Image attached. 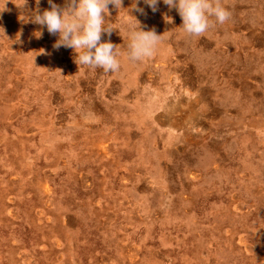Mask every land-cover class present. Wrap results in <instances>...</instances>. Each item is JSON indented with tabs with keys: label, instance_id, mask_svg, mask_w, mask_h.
I'll list each match as a JSON object with an SVG mask.
<instances>
[{
	"label": "rangeland",
	"instance_id": "1",
	"mask_svg": "<svg viewBox=\"0 0 264 264\" xmlns=\"http://www.w3.org/2000/svg\"><path fill=\"white\" fill-rule=\"evenodd\" d=\"M213 2L200 36L109 5L104 72L28 19L49 0H0V264H264V0ZM134 16L163 34L141 61Z\"/></svg>",
	"mask_w": 264,
	"mask_h": 264
},
{
	"label": "clouds",
	"instance_id": "2",
	"mask_svg": "<svg viewBox=\"0 0 264 264\" xmlns=\"http://www.w3.org/2000/svg\"><path fill=\"white\" fill-rule=\"evenodd\" d=\"M143 3L153 12L158 10L160 0H143ZM169 9L175 8L182 18L183 30L192 35L200 36L209 28V17H215L219 23H224L229 13L214 4L213 0H163ZM39 4V0H37ZM50 7L42 12L38 9L28 18L32 23L46 28L50 35H58L53 47L70 48L76 54L75 63L88 69H102L104 72H117L121 67V51L111 40H102V35L111 34L113 28L105 23V17L110 14L109 5L120 9L123 0H69L67 7H60L54 0H49ZM136 5V3H135ZM135 11L144 13V8L137 5ZM138 24L128 23L125 30L119 29L123 39L128 41L127 56L132 61H141L153 55L163 34L154 29H145L134 16ZM169 22L172 17L165 16ZM37 33H39L37 35ZM36 38L43 35L42 31L34 33ZM20 40V36L17 41Z\"/></svg>",
	"mask_w": 264,
	"mask_h": 264
},
{
	"label": "bare ground",
	"instance_id": "3",
	"mask_svg": "<svg viewBox=\"0 0 264 264\" xmlns=\"http://www.w3.org/2000/svg\"><path fill=\"white\" fill-rule=\"evenodd\" d=\"M115 19H116V18H115ZM119 37H120V36H119ZM118 41H119V40H118ZM258 94H259V93H258ZM258 94H257V95H258ZM170 98H171V97H170ZM181 98H182V97H181ZM172 100H173V99H172ZM180 100H181V99H179V101H180ZM172 102H173V101H172ZM176 102H177V101H176ZM174 104H175V103H174ZM170 105H171V104H170ZM152 106H153V105H152ZM152 106H149V108H151ZM173 106H174V105H173ZM173 106H172V107H173ZM175 106H176V105H175ZM170 112H171V111H170ZM106 114H107V113H106ZM202 122H203V120H202ZM180 130H181V129H180ZM180 130H179V131H180ZM186 131H187V130H186ZM189 137H190V136H189ZM193 137H194V136H193ZM18 138H19V137H18ZM195 141H196V140H195ZM197 142H198V141H197ZM196 144H197V143H196ZM198 177H199V176H198ZM196 178H197V177H196ZM255 249H256V248H255ZM258 249H259V248H258ZM259 251H260V250H259ZM257 260H258V259H257Z\"/></svg>",
	"mask_w": 264,
	"mask_h": 264
}]
</instances>
